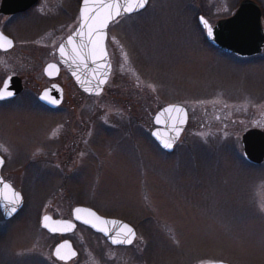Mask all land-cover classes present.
I'll use <instances>...</instances> for the list:
<instances>
[{
	"label": "rangeland",
	"instance_id": "1",
	"mask_svg": "<svg viewBox=\"0 0 264 264\" xmlns=\"http://www.w3.org/2000/svg\"><path fill=\"white\" fill-rule=\"evenodd\" d=\"M240 1L196 0V9L214 23ZM255 1L264 10V0ZM77 4L41 0L39 30L55 27L58 35L51 50L77 27ZM192 7V0H157L116 21L112 38L120 44L110 45L112 76L99 98L61 79L77 110L57 119L64 121L55 123L54 154L47 145L36 157L27 153L34 142L48 143L49 122L0 114V139L14 151L5 173L25 200L12 221L0 212V264H63L52 253L64 240L78 251L68 264H264V164H248L242 148V136L264 121V62L209 48ZM20 99L18 105L33 102L30 95ZM170 104L184 106L189 120L166 155L151 134L154 117ZM82 132L94 140L91 148L67 152ZM78 206L131 225L137 240L113 248L81 226L68 237L40 227L45 215L72 220Z\"/></svg>",
	"mask_w": 264,
	"mask_h": 264
},
{
	"label": "water",
	"instance_id": "2",
	"mask_svg": "<svg viewBox=\"0 0 264 264\" xmlns=\"http://www.w3.org/2000/svg\"><path fill=\"white\" fill-rule=\"evenodd\" d=\"M88 8L90 13L95 10V15L92 16V21L102 18V14L104 12L102 0H95L94 3L90 2ZM83 9L84 4L82 1L80 8V24L75 33L70 37H72L74 44L81 48L84 60L81 61L80 59L75 58V54L72 52L73 45L68 44V39L62 43V45L65 46L67 55L61 56L59 52V58L61 64L67 69L80 91L86 93L89 96H99L103 93L104 88L111 76L112 68L106 51V41L108 28L113 22H115V20L110 22L107 27L102 30L104 32L102 45L106 55H93L91 54L92 45L89 43V30L87 27H85L84 21L82 20ZM92 21L88 22L89 25L92 24ZM213 28V37H208L206 35L207 41L210 45L222 53L227 55L233 54L240 58H248L260 55L264 51V29L261 20V10L259 6L252 0L242 1L236 13L231 18L218 22L215 26H213ZM91 38L95 39V35H91ZM46 73L50 78H55L58 76L57 69H50L47 67ZM101 81H103V83H101ZM46 92L48 93L49 98H55L58 103L53 104L48 100L43 99L42 97ZM40 101L45 105L58 107L63 102L62 89L56 85L50 87L43 92L40 97ZM171 108L182 109L183 111H170ZM153 123L156 127L152 132L153 140L163 152L172 154L187 127L188 112L181 106H168L156 114ZM177 131H179V135H177ZM164 141H169L173 146L171 148L164 147ZM242 148L243 156L248 164L255 167H260L264 164L263 131L249 130L246 132L242 136ZM0 159L2 158L0 157ZM4 165L5 162L0 164V179H2L1 170ZM4 183L10 185L6 182ZM13 189L14 188L12 186L11 188H4L3 186H0V194L11 199ZM24 204L25 202L22 196V202L17 205V211L10 216L4 213L3 207H0V212L3 216V219L5 221H11L16 218L23 210ZM76 209H80L81 211L77 212ZM92 213H95V216L91 215ZM46 216L49 217L48 220H44V217ZM77 216H79V219H77ZM95 217H100L102 220L108 222L127 224L120 220L104 218L90 208L76 207L72 212V221L54 219L50 215H45L41 219V228L49 235L67 237L74 234L77 231L78 226H83L91 230L93 233L101 235L113 248H129L135 243L137 239V233L131 225L127 224L135 230L136 236L133 239V242L131 244H114L112 240L114 237H116V229L112 228L111 223H109L108 225H103L108 227L109 231H100L99 227L102 225H99V222L95 219ZM85 221H90V223H85ZM45 224H47V227H45ZM93 225L97 226L94 227ZM53 229H55V231H53ZM61 245H64V247H61ZM58 249L60 255L64 256L65 259H60V257L57 255ZM72 253H75V255H72ZM52 255L57 262L63 264H68L78 258V252L69 240H64L56 245ZM212 264L226 263L219 262Z\"/></svg>",
	"mask_w": 264,
	"mask_h": 264
},
{
	"label": "flooded vegetation",
	"instance_id": "3",
	"mask_svg": "<svg viewBox=\"0 0 264 264\" xmlns=\"http://www.w3.org/2000/svg\"><path fill=\"white\" fill-rule=\"evenodd\" d=\"M82 1L83 0H78V4L76 7L78 20H79L77 27L74 28L73 30L69 29L70 33L65 38H63L60 41V43L57 44V48L55 50L53 49L51 50V46L58 35L56 33L55 27H51L43 31L39 30L38 12L40 9L41 0H0V33H2L4 36L8 37L12 41V44L10 46L5 44L3 41H0V45H2L0 46V88L3 87L4 81L10 78L9 90L14 93V95H12L11 97L0 99V114H7L12 120L18 122L42 121V122H49L52 126L51 129H49L50 131L47 137L48 143L46 144H40L38 142L32 143L31 145L32 149L27 151L28 157H36L37 155H39V151H40L39 149L45 148V145H47L46 147L48 150L51 149V151H49V155L51 153L54 154V152H56L55 148L57 146L55 140V136L57 134L55 123L59 121H64L62 119L61 120H57V119L60 118L64 119L65 117H70L69 113L71 111L74 112L77 110L76 103L67 102L68 91L66 86L61 82V79L66 75L71 79L73 84L76 86L71 75L60 62L59 48L65 40H67L71 35L75 33V31L77 30L80 24V8ZM242 1L244 0L240 1V3L232 12L231 15L224 17L213 23L206 17L204 11H200V12L197 11L196 9L197 2L196 0H192V4L194 5V7H192L193 23L196 24L199 30L205 33L206 29L202 24L198 22V17H204V19H206L209 22V24L215 26L218 22L231 18L236 13ZM252 1H254L261 10V20L264 29V10L262 9L259 3H257L255 0ZM156 2L157 0H149V5L147 9L143 10L142 12L147 11ZM142 12L131 15L130 17H134L136 15L142 14ZM115 23L116 21L109 26L107 31V41H106V51L109 57V61L111 63L112 71H113V65H112L113 59H112V53L110 51V45L113 43H117V44L119 43L117 36L116 37L113 36L112 38V26H114ZM41 41H46V43H49V46H42ZM204 41L209 48H211L216 52H219L221 55L225 57L226 56L235 57L239 59L241 62H251V63L264 62L262 61L264 60V51L260 55H256L248 58H240L233 54L227 55L214 48L207 41L206 34ZM115 46L117 47V45H114V47ZM119 47L124 49L122 46ZM49 65L56 66L54 69L58 70L57 77L50 78L47 75L46 69L47 67H49ZM112 71H111V76H112ZM111 76L108 83L111 80ZM40 78H43L45 82L42 83ZM55 85L59 86L62 89L63 102L58 107H51L42 103L40 101V97L44 91ZM107 85L105 86L104 91ZM76 88L78 87L76 86ZM104 91L99 96H89L82 91L80 92L89 98H93V97L99 98L104 94ZM25 95H27L28 97L30 95L33 102L32 101L28 102L27 100L25 101L24 104L18 105V102L21 100L20 98H22ZM35 106H37V108H34ZM168 106H181L185 108L182 105H174V104L165 105L163 108ZM163 108H161L160 110H162ZM74 115H76V113ZM188 120H189V116H188ZM66 122H70V118H67ZM80 123H81L79 124V126H81L80 128L86 129L85 124L83 122ZM73 129H77V128L73 127ZM250 130H260L264 132V121H261L260 119L258 121H255L253 128H251ZM84 133L83 132L80 133L77 139H71L69 141L67 152L76 155L77 153L78 154L83 153L81 152L83 151V148H89V149L91 148L90 145H93L94 140H89L87 137L84 138L83 137ZM96 136L97 134L95 135V137ZM95 142L98 143L97 140ZM13 153L14 151H11L9 148H7L5 142L0 139V157L5 162V165L1 170V177L4 182L10 184L15 189V187L13 186L15 185V183L9 180L7 174L5 173V168L8 166L7 159ZM212 263H219V261L217 262L214 261L204 264H212Z\"/></svg>",
	"mask_w": 264,
	"mask_h": 264
},
{
	"label": "snow or ice",
	"instance_id": "4",
	"mask_svg": "<svg viewBox=\"0 0 264 264\" xmlns=\"http://www.w3.org/2000/svg\"><path fill=\"white\" fill-rule=\"evenodd\" d=\"M90 2H95V0H83L84 9L82 12V20L84 21L85 27L88 28L90 39L89 43L92 45V53L100 54V55H106L102 41L104 39V32L102 31L104 28L107 27V25L112 21H117L121 17H130L132 14H138L142 10H146L149 5V0H102V7L104 8V12L102 14V18H98L96 21H92V16L95 15V10H93L91 13L89 12L88 5ZM89 21H92V24L89 25ZM198 22L204 26L206 29V35L208 37H213L214 34V28L209 22L204 19V17H198ZM95 35V39L91 38V35ZM0 41H3L7 45H11L12 41L4 36L2 33H0ZM68 44L73 45L72 52L75 54V58L80 59L81 61L84 60V56L82 54L81 48L77 47L74 44V41L72 37L68 38ZM2 46V45H0ZM59 52L61 56L67 55L65 46H61L59 48ZM55 65H49L50 69H54ZM50 74V73H49ZM103 83V81H101ZM10 89V78L8 80L4 81L3 87L0 88V99H5L7 97H11L14 95ZM45 100H48L50 103L56 104L58 101L55 98H49L48 93L46 92L44 96L42 97ZM170 111H183L182 109H176L171 108ZM177 135H179V131H177ZM173 145L169 141H164V147L171 148ZM4 161L0 159V164H3ZM0 186H3L4 188H11V185H7L4 183L2 179H0ZM22 202V196L20 193L16 192L14 189L12 190V198L9 199L6 196H3L0 194V207H3L4 213L6 215H11L17 211V205ZM77 212H80V209H76ZM91 215L95 216V213H92ZM49 217H44V220H48ZM77 219H79V216H77ZM95 219L99 222V225H102L99 227V230L102 232L109 231L108 227H105L103 225H108L111 223L112 228L116 229V237H122V238H116L114 237L112 242L114 244H131L133 242V239L136 236L135 230L127 225V224H118L117 222H108L102 220L100 217H95ZM85 223H90V221H85ZM96 227L97 225H93ZM45 227H47V224H45ZM55 231V229H53ZM61 247H64V245H61ZM57 255L60 257V259H65L64 256L60 255L59 249L57 250ZM72 255H75V253H72Z\"/></svg>",
	"mask_w": 264,
	"mask_h": 264
}]
</instances>
